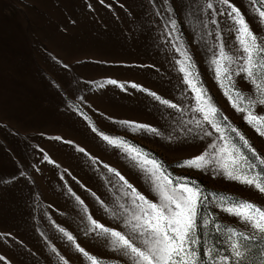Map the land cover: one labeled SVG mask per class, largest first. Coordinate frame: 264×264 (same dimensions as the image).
Segmentation results:
<instances>
[{
  "label": "rangeland",
  "instance_id": "obj_1",
  "mask_svg": "<svg viewBox=\"0 0 264 264\" xmlns=\"http://www.w3.org/2000/svg\"><path fill=\"white\" fill-rule=\"evenodd\" d=\"M209 2L212 9L206 7ZM230 2L254 31H261L250 0ZM222 7L218 0H168V5L164 0H0V181H9L0 182V255L5 257L0 264H63L52 247L68 264H91L58 227L100 264H131L104 238L87 231L86 215H91L125 234L128 229L113 210L123 212V205L125 215L136 211L131 190L105 165L147 199L156 202L157 197L140 169L93 127L149 153L173 180L181 178L201 189L198 234L203 250L218 251L217 261L230 255V242L238 239L228 236L225 225L253 235L221 210L227 206L223 198L264 207V194L225 179L215 160L204 169L180 166L205 152L212 158L209 145L224 142L193 111L196 100L178 70L176 61L183 57L175 37L183 38L200 83L220 110L219 119L227 117L224 125L236 127L264 157V137L232 108L212 70L220 46L229 55L239 54L231 22L219 14ZM170 16L176 20L175 33L166 24ZM239 63L231 67L238 71ZM236 82L247 95L249 84L239 76ZM153 92L176 108L161 104L149 94ZM196 120L212 136L204 137ZM121 121L148 125L159 134ZM225 135L239 144L234 133L226 129ZM244 243L258 246L260 240L257 236Z\"/></svg>",
  "mask_w": 264,
  "mask_h": 264
},
{
  "label": "snow or ice",
  "instance_id": "obj_2",
  "mask_svg": "<svg viewBox=\"0 0 264 264\" xmlns=\"http://www.w3.org/2000/svg\"><path fill=\"white\" fill-rule=\"evenodd\" d=\"M164 3L168 5V0H164ZM218 3L223 6L219 14L231 22V28L235 31L239 54L229 55L225 52L224 46L219 47V52L214 53L211 60L215 79L224 89V95L232 108L237 113L243 114V121L254 129L257 135L264 137V0H250L260 32H256L250 27L245 16L230 0H218ZM206 7L212 9L213 3H207ZM168 11H172L170 6ZM211 23L216 24L217 21L212 19ZM166 24L170 25L171 31L175 33L176 20L170 16L166 20ZM175 38L180 41L176 46V51L183 57L182 60L176 61L179 65L178 70L183 74V83L188 85L196 100V107L193 111L200 113L203 121L207 122L214 132L219 134L218 139L224 142L222 145L214 143L209 145L213 153L212 158H209L208 153L205 152L184 161L180 166L204 169L215 160L219 165L218 171L225 179L253 186L259 193L264 194V157L257 153L245 135L236 127L231 124L224 125L223 121L227 120V117H223V120L219 119L220 110L214 104L208 90L200 83L192 56L184 47L183 38ZM241 60L242 63L238 64V71L231 67ZM237 76L249 84L247 95L236 82ZM107 83L115 85L117 81L108 80ZM121 87L123 86L121 85ZM132 87L136 88L137 85L133 84ZM149 94L161 104L176 108L175 104H170L168 100L162 99L156 93ZM257 109H261V111L258 112ZM120 123L132 127L134 130L143 129L159 134L156 128H150L148 125L128 121ZM189 123L192 122L189 121ZM195 125L202 130L204 137L212 136V132L203 129L200 120H196ZM226 129L235 134L239 144L225 135ZM92 131L100 135L107 144L120 149L126 158L140 169L143 178L148 183L149 190L156 195L157 199L156 202L147 199L118 171L105 165L109 172H114L124 182V186L131 190V198L136 211L125 215L127 209L123 205H120L123 212L113 210L114 218L121 219L128 229L125 234L106 227L93 219L91 215H86L89 225L88 232H95L97 236L104 238L114 251L126 257L131 261V264H264V207L234 197L223 198V203L227 206H223L221 210L237 218V223L242 221L245 227L251 229L253 235H244L225 225L228 236L238 237V239L230 242V255L225 254L217 261L218 251L212 247L206 251L203 250L198 234V229L201 226L200 209L203 206L201 189L194 183L189 186V183L181 178L173 180L166 174L164 165L158 159L123 138L110 137L100 133L95 127L92 128ZM191 131L192 129H189V132ZM55 139H60V137ZM79 151L83 152L84 149L81 148ZM245 151L250 156L246 155ZM44 159L49 160L47 155ZM49 162L52 161L49 160ZM257 168L260 171H256ZM21 174L23 175V173ZM76 199L81 205L83 204L79 197ZM82 210L83 213H88L87 207H83ZM105 210L107 211V209ZM58 231L91 264H100L98 258L90 255L76 243L72 234L62 227H58ZM257 236L260 240L258 246L244 243V241L256 239ZM253 247H258L259 251L253 253ZM51 251L57 254L63 264H68V260L60 255L55 247H52ZM255 256H258L259 259H255ZM3 260L5 257L0 255V261Z\"/></svg>",
  "mask_w": 264,
  "mask_h": 264
}]
</instances>
